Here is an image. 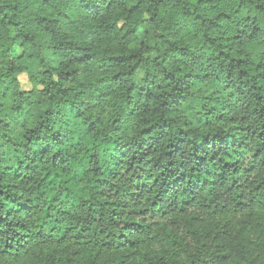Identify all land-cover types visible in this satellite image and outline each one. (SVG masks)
<instances>
[{
  "label": "trees",
  "instance_id": "16d2710c",
  "mask_svg": "<svg viewBox=\"0 0 264 264\" xmlns=\"http://www.w3.org/2000/svg\"><path fill=\"white\" fill-rule=\"evenodd\" d=\"M0 264H264V0H0Z\"/></svg>",
  "mask_w": 264,
  "mask_h": 264
},
{
  "label": "rangeland",
  "instance_id": "374dc122",
  "mask_svg": "<svg viewBox=\"0 0 264 264\" xmlns=\"http://www.w3.org/2000/svg\"><path fill=\"white\" fill-rule=\"evenodd\" d=\"M46 61L54 64L52 53H47L46 54ZM28 70H29V72L31 74H35V73L39 72L41 70V68H40V65L37 62L33 61V62L29 63ZM20 80H21L23 88H28L29 87V85L27 84V79H26L25 75H22L20 77Z\"/></svg>",
  "mask_w": 264,
  "mask_h": 264
}]
</instances>
